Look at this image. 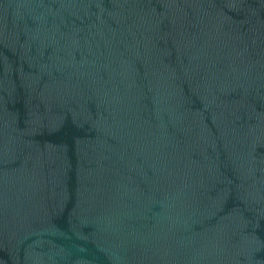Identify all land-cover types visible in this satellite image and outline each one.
<instances>
[{
  "label": "water",
  "instance_id": "water-1",
  "mask_svg": "<svg viewBox=\"0 0 264 264\" xmlns=\"http://www.w3.org/2000/svg\"><path fill=\"white\" fill-rule=\"evenodd\" d=\"M0 264H264V0H0Z\"/></svg>",
  "mask_w": 264,
  "mask_h": 264
}]
</instances>
